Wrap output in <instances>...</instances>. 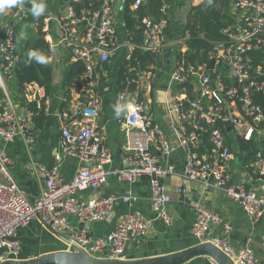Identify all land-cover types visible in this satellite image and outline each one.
Here are the masks:
<instances>
[{
    "label": "built area",
    "instance_id": "built-area-1",
    "mask_svg": "<svg viewBox=\"0 0 264 264\" xmlns=\"http://www.w3.org/2000/svg\"><path fill=\"white\" fill-rule=\"evenodd\" d=\"M167 1L163 0L159 19L144 17L139 27L143 42L138 48L154 58L172 43H168L165 34ZM112 3L113 0H100L98 8L91 13L77 14L69 8L61 19L59 45L70 51L74 62L82 65V72L73 84L78 98L70 101L60 113L61 147L62 152L76 159L80 166L72 181L63 183L57 178L56 168L48 170L40 163L29 161L26 169L31 175H44V188L33 202L13 180L9 169L12 163L1 145L17 136L23 137L29 146L33 145L31 120L35 115L45 114L48 108L44 88L38 83L25 85L19 100L12 99L6 85L8 79H13V68L18 60L13 28L25 17V6H15L14 25L0 38V176L3 178L0 181V263L18 254L16 230L27 226L34 218L54 232L68 231L70 251L82 250L92 257L111 260L122 259L128 245L145 235L152 221L171 224L165 210L171 201L166 192V179L174 174V169L159 166L156 152L168 156L176 146H172L160 127L150 120L147 104L138 94L140 84L150 92L155 80L154 65L138 67L125 78L117 106L123 107L126 97L133 95L125 116L131 136L129 155L126 167L105 168L110 153L98 127L100 97L95 78L96 68L107 64L120 46L111 21ZM231 4L234 23L222 30V39L213 43L206 63L196 65L186 59L188 34L173 41L178 42L179 47L173 57L170 81L177 88L169 113L178 127V145L187 153L182 177L222 191L226 198L237 202L250 219H256L264 212V151L257 150L247 168L248 176L232 185L228 164L232 160L233 146L227 139H231V143L242 139L260 144L264 138V111L256 101L258 94H264V60L259 57L264 55V0H231ZM141 5L144 0H135L132 7L138 9ZM210 62L213 63L211 69ZM205 135L207 143L203 140ZM111 176L127 184L135 183L140 177L148 178L152 219L140 212L125 213L112 231L95 239L72 229L69 217L83 222L101 221L110 215L117 200H135L131 192L122 197H98L89 201L75 198L79 191L102 188ZM216 227H221L220 235L212 234ZM230 231L231 226L218 214L200 204L194 206L191 232L199 243H212L234 264H256L252 249L244 247L236 251L231 246ZM260 240L264 249V234ZM210 263L218 264L212 258Z\"/></svg>",
    "mask_w": 264,
    "mask_h": 264
},
{
    "label": "crops",
    "instance_id": "crops-1",
    "mask_svg": "<svg viewBox=\"0 0 264 264\" xmlns=\"http://www.w3.org/2000/svg\"><path fill=\"white\" fill-rule=\"evenodd\" d=\"M100 0H46V12L42 16V31L50 48L49 61L51 62V81L44 89L48 101L46 113L33 123L31 120V133L35 136L33 145L29 146L25 139L17 136L8 143H1L5 148L12 165L9 167L10 174L15 182L21 187L28 200L33 202L37 199L44 188V175L37 173L31 175L26 164L29 161L40 163L48 170L57 169V178L68 183L74 178L80 164L72 157L62 152L60 125L62 119L60 113L67 108L70 101L78 98L77 90L73 88L74 80L68 87L67 78L73 64H78L71 59L70 51L59 45L61 39V19L66 15L73 3H81L86 11L92 10L96 4L98 8ZM203 0H168V25L165 34L168 43L158 56L154 58L153 72L155 80L150 86V92L138 85V94L147 104V115L150 120L160 127L166 140L176 146L174 152L165 156L156 152L158 165L169 166L174 169V174L166 179V192L171 201L165 210L171 220L170 225L161 221H152L148 232L134 239L129 245L122 259L138 261L163 257L185 251L200 244L192 235V223L194 219V206L200 204L210 211L218 214L231 226L228 233V241L237 251L244 247L252 249L257 258L256 264H264V249L260 237L264 234V212L256 219H250L240 208L237 202L225 197L220 190L206 188L199 182L189 181L182 177L187 153L178 145L179 132L169 113L173 102L175 89L170 81L172 61L177 49L178 42H173L184 34V26L187 18L199 7ZM32 0H24L26 7ZM129 0H113V15L111 21L116 29V38L120 43L119 48L111 57L110 61L99 66L96 70V87L100 97V111L98 116V127L105 137L104 145L110 153V160L105 164L106 169L126 167L129 155V141L131 139L130 128L126 124V111L131 97H126L123 110L117 116L115 109L119 92L123 90L119 83L122 70L130 60L136 46L125 28L124 11ZM17 7L8 8L0 15V38L6 31L13 27ZM129 9H136L129 4ZM94 10V11H95ZM86 11H81L86 12ZM77 13V14H81ZM230 17L233 15L231 8ZM26 17V14H25ZM36 23H31L34 28ZM264 36V35H263ZM143 38V37H142ZM143 42V39H142ZM141 42V44H142ZM144 68V67H142ZM9 93L22 91L17 87L14 79L7 80ZM144 91V92H143ZM134 92V91H133ZM15 100H19L15 97ZM228 143L232 147V160L228 164L230 171L229 183L237 185L248 175L245 153L238 148V142ZM254 158V157H253ZM0 181L3 178L0 176ZM180 190V192H179ZM127 192L135 197L131 202L117 200L114 203L110 215L96 222H83L76 217H69L72 229L83 231L88 237L101 238L113 230L121 217L128 212H140L145 218L152 219L149 209V181L147 177H140L135 183L127 184L115 177H108L107 182L98 190H83L75 194L78 201H89L98 197H122ZM221 227L212 229L213 235H220ZM15 239L19 243L18 254L10 261H29L43 255L57 252L70 251L69 232H54L42 224L41 220L34 218L27 226L16 230ZM72 252H75L72 250ZM181 264H211L210 258L196 256Z\"/></svg>",
    "mask_w": 264,
    "mask_h": 264
},
{
    "label": "trees",
    "instance_id": "trees-1",
    "mask_svg": "<svg viewBox=\"0 0 264 264\" xmlns=\"http://www.w3.org/2000/svg\"><path fill=\"white\" fill-rule=\"evenodd\" d=\"M134 1L129 0V3L126 5L124 22L126 31L132 38L133 43L136 46H140L143 39L141 29L139 28L141 20L144 17H151L155 20L159 19L162 15L161 7L163 0H144V5H141L135 11H131L129 4H133ZM34 2H43L46 5V0H32V3L27 6L26 17L13 28L14 52L18 55V60L12 73L13 79L20 91H23L25 85L31 82L38 83L46 91L51 81L50 46L42 31V16L34 18L32 15L31 9ZM231 5V0H203L199 7L188 16L184 26V34L189 35L185 42L188 49L185 57L190 63L197 65L208 61L213 43L222 39V30L234 23V20L229 15ZM71 7L76 13L86 11L84 10V5L81 3H73ZM92 8V10L86 12H93L96 4ZM31 23H36L34 28L30 27ZM30 52H35L37 55L42 56L46 62L40 63L35 58L30 59ZM259 57L261 60H264V55H260ZM149 65H154V58L136 47L132 52L130 60L122 70L119 83L120 88L123 87L127 75L133 74L134 70L138 67H147ZM81 72L82 65L80 63L73 64L67 78L68 87L77 79ZM16 97H20L18 92H16ZM256 101L264 111V94H258ZM40 117H42L41 114L35 115L33 123L36 124ZM207 139L208 136L205 135L203 138L205 143H207ZM238 148L245 153V159L248 163L253 159L259 148L264 151V138L260 144L245 142L239 139Z\"/></svg>",
    "mask_w": 264,
    "mask_h": 264
},
{
    "label": "water",
    "instance_id": "water-1",
    "mask_svg": "<svg viewBox=\"0 0 264 264\" xmlns=\"http://www.w3.org/2000/svg\"><path fill=\"white\" fill-rule=\"evenodd\" d=\"M212 65L213 63L210 62L209 69L212 68ZM96 70H98V67ZM91 224V222H87L88 227H90ZM196 256H206L212 258L218 264H234L233 261L219 248L209 242L200 243L180 253L138 261L95 258L82 250H77L76 252L64 251L43 255L37 259L29 261L9 260L0 264H181Z\"/></svg>",
    "mask_w": 264,
    "mask_h": 264
},
{
    "label": "clouds",
    "instance_id": "clouds-1",
    "mask_svg": "<svg viewBox=\"0 0 264 264\" xmlns=\"http://www.w3.org/2000/svg\"><path fill=\"white\" fill-rule=\"evenodd\" d=\"M24 0H0V15H3L5 10L8 8L15 7L17 5L23 6ZM32 15L34 18H39L46 11V5L43 2L33 3L32 5ZM29 58H35L40 63H45L46 61L42 56L37 55L35 52L29 53ZM123 109L121 107H117L115 109L116 115L119 116Z\"/></svg>",
    "mask_w": 264,
    "mask_h": 264
},
{
    "label": "rangeland",
    "instance_id": "rangeland-1",
    "mask_svg": "<svg viewBox=\"0 0 264 264\" xmlns=\"http://www.w3.org/2000/svg\"><path fill=\"white\" fill-rule=\"evenodd\" d=\"M10 95H11L12 99L15 100L16 94L12 92V93H10Z\"/></svg>",
    "mask_w": 264,
    "mask_h": 264
}]
</instances>
